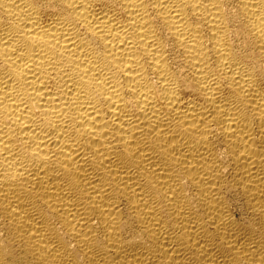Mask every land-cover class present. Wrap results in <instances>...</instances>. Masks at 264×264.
Wrapping results in <instances>:
<instances>
[{"label":"bare ground","instance_id":"bare-ground-1","mask_svg":"<svg viewBox=\"0 0 264 264\" xmlns=\"http://www.w3.org/2000/svg\"><path fill=\"white\" fill-rule=\"evenodd\" d=\"M0 264H264V0H0Z\"/></svg>","mask_w":264,"mask_h":264}]
</instances>
